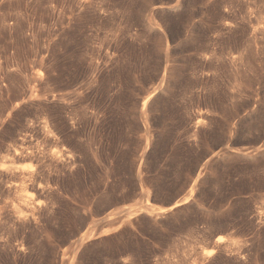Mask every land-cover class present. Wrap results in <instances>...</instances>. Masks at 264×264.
<instances>
[{
  "label": "rangeland",
  "instance_id": "1",
  "mask_svg": "<svg viewBox=\"0 0 264 264\" xmlns=\"http://www.w3.org/2000/svg\"><path fill=\"white\" fill-rule=\"evenodd\" d=\"M0 264H264V0H0Z\"/></svg>",
  "mask_w": 264,
  "mask_h": 264
},
{
  "label": "bare ground",
  "instance_id": "2",
  "mask_svg": "<svg viewBox=\"0 0 264 264\" xmlns=\"http://www.w3.org/2000/svg\"><path fill=\"white\" fill-rule=\"evenodd\" d=\"M17 150V149H16ZM14 152H15V150H14ZM22 155H24V154H22ZM22 155H21V157H22ZM28 155V154H27ZM31 155V154H30ZM14 157H20V155H19V152H18V150L15 152V154L13 155ZM24 157H28V156H24ZM30 157V156H29ZM2 170V169H1ZM4 170V169H3ZM5 172V171H4ZM3 173V172H2ZM7 174V173H6ZM31 174V173H30ZM26 176V175H25ZM24 178V177H23ZM33 178V177H32ZM27 179V178H26ZM166 211V209H162L161 210V212H165ZM23 219V218H22ZM25 221V220H24ZM29 222V221H28ZM224 239V237H222V235L221 236H218L217 237V239H216V243H218V245H219V243H221V241ZM215 243V244H216ZM214 244V245H215ZM216 249H217V246H216ZM215 251V248H213V249H210V252L208 253L209 254V256L213 253ZM208 257V256H207Z\"/></svg>",
  "mask_w": 264,
  "mask_h": 264
}]
</instances>
